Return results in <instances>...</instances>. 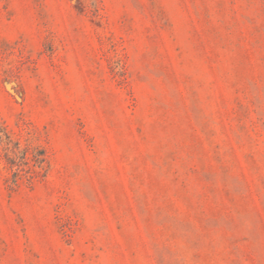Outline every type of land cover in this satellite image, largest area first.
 I'll use <instances>...</instances> for the list:
<instances>
[{
  "label": "rangeland",
  "instance_id": "rangeland-1",
  "mask_svg": "<svg viewBox=\"0 0 264 264\" xmlns=\"http://www.w3.org/2000/svg\"><path fill=\"white\" fill-rule=\"evenodd\" d=\"M0 264H264V0H0Z\"/></svg>",
  "mask_w": 264,
  "mask_h": 264
},
{
  "label": "trees",
  "instance_id": "trees-1",
  "mask_svg": "<svg viewBox=\"0 0 264 264\" xmlns=\"http://www.w3.org/2000/svg\"><path fill=\"white\" fill-rule=\"evenodd\" d=\"M41 161H43V160H41ZM41 161H40V162H41Z\"/></svg>",
  "mask_w": 264,
  "mask_h": 264
}]
</instances>
